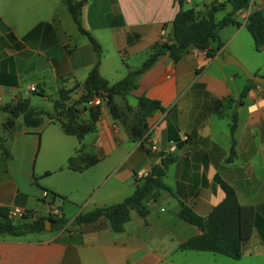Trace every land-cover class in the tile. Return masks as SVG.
<instances>
[{"label":"crops","instance_id":"obj_1","mask_svg":"<svg viewBox=\"0 0 264 264\" xmlns=\"http://www.w3.org/2000/svg\"><path fill=\"white\" fill-rule=\"evenodd\" d=\"M212 2H225L214 15L217 21L232 10L228 0H184L183 7L203 13ZM178 8L176 0H87L81 21L101 45L99 74L113 84L140 67L162 33L170 36ZM251 9L264 12V0H250L249 8L236 12L238 24L218 31L222 46L212 57L194 46L177 62L164 55L138 77L135 89L114 97L122 109L135 110L141 95L160 102L163 109L147 118L149 125L163 117L153 132L155 151L132 138L104 100L92 105L99 111L95 128L80 139L54 114L27 127L21 114L0 109V206L48 216L53 204L66 220L22 236L0 235V264H264V85L255 83L240 97L253 82L228 63L232 56L264 76V46L254 49L245 26ZM95 60L63 0H0L1 107L26 100L34 110L53 113L58 91L79 95ZM88 113L83 110L79 120L86 122ZM232 138L235 154L228 159ZM72 156L74 169L68 166ZM87 157L97 161L85 165ZM165 157L173 158L163 176L168 190L146 200L145 217L131 210L120 232L104 216L73 222L79 213L124 200L142 180L136 173L148 172ZM217 178L254 211L239 259L180 248L200 233L178 216L180 203L206 217L224 198Z\"/></svg>","mask_w":264,"mask_h":264},{"label":"trees","instance_id":"obj_2","mask_svg":"<svg viewBox=\"0 0 264 264\" xmlns=\"http://www.w3.org/2000/svg\"><path fill=\"white\" fill-rule=\"evenodd\" d=\"M68 11L72 15L78 30L91 43L96 54V60L89 70L86 79L81 85V92L71 105L65 102L70 100L69 92L63 89L58 91L55 100L54 112L45 110H34L26 100L19 101L12 107H1L0 109L8 111L13 117L22 115V124L27 127H37L42 124L44 116H52L57 112L64 113L67 118L56 120L61 123L67 133L76 135L80 139L83 134L94 130L95 121L98 116V109L94 106H86L87 102L95 95L105 99L112 116L119 119L122 123L128 125L129 133L132 138L140 140L148 129L147 118L154 112L162 110L159 101L150 99L144 95L137 97V107L135 110L131 106L125 105L122 109L116 104L115 96H125L131 90L137 87L138 77L150 68L160 57L168 55L173 62H177L186 53L189 47L194 46L205 52L207 57H212L214 53L222 46L218 31L228 24H238L235 14L238 11L249 8L250 0H228L232 5V10L221 20H215V13L224 8L225 2H212L207 10L200 13L195 8H184V0H176L178 11L172 22V31L167 41H158L154 44L148 53L146 59L140 67L129 69L126 75L119 81L109 84L98 72V65L101 60L102 48L100 43L91 35L89 31L83 28L81 21L82 6L87 0H63ZM245 26L250 33L254 49L259 51L264 46V12L259 9H251L245 20ZM255 83L248 84L240 93V97L245 96L247 91ZM83 104V109L74 105ZM220 104V101H216ZM89 109L88 120L86 122L79 120L80 113ZM236 128V114L231 115L230 132ZM234 140L228 159L234 154ZM74 156L68 160V166L75 168ZM173 160L171 157L162 159L160 165H154L148 173L142 178L129 196L121 202L96 207L90 211L79 213L74 218V223H90L97 218L104 216L108 219L110 228L115 232L123 229L124 223L129 219L131 210L145 217L148 214V208L145 202L151 196H155L162 189H167L163 181V176L167 165ZM97 161L96 157H87L85 165H91ZM218 183L224 191V198L220 203L212 208L206 217L198 215L189 206L180 203L178 216L200 230L196 236L190 237L181 245V249H190L197 251H209L221 254L233 259H239L242 256L244 243L250 238L253 224L254 211L250 206L239 204L234 189L217 178ZM57 223L59 227L66 223L63 218L55 219L51 216H41L33 221H14L9 216V209L0 206V235L22 236L28 232L40 231L45 227V222Z\"/></svg>","mask_w":264,"mask_h":264},{"label":"built area","instance_id":"obj_3","mask_svg":"<svg viewBox=\"0 0 264 264\" xmlns=\"http://www.w3.org/2000/svg\"><path fill=\"white\" fill-rule=\"evenodd\" d=\"M249 13V10H247L246 14H245V19L247 18ZM168 37L165 35V33L163 32L160 38V41H167ZM30 91H35L36 87L35 85H30L29 86ZM103 100L102 97L100 96H93L88 102V105H95L100 103ZM264 100V98H263ZM163 117H160V119H158V121L154 124H149L147 131L145 132V134L143 135V137L139 140L140 144L143 145L146 149L150 150V151H155L157 150V143L156 140L153 136V132L156 129V127L159 125V122L162 121ZM148 172L141 170L139 172L136 173L135 177L137 180L142 179ZM48 216H51L55 219H60L62 214L60 211V208L58 206H55L53 204H49L48 205ZM9 216L13 219V220H29V221H33L36 220L38 218L41 217V215L37 212H33V211H28L25 209H21L19 207L13 206L9 209Z\"/></svg>","mask_w":264,"mask_h":264},{"label":"water","instance_id":"obj_4","mask_svg":"<svg viewBox=\"0 0 264 264\" xmlns=\"http://www.w3.org/2000/svg\"><path fill=\"white\" fill-rule=\"evenodd\" d=\"M228 63L229 64H234L238 66L242 72L244 73L245 77L249 80H251L253 83L264 85V76L251 73L246 69V67L238 60L234 59L232 56L228 58ZM50 224V221L45 222V228H47V225Z\"/></svg>","mask_w":264,"mask_h":264},{"label":"rangeland","instance_id":"obj_5","mask_svg":"<svg viewBox=\"0 0 264 264\" xmlns=\"http://www.w3.org/2000/svg\"><path fill=\"white\" fill-rule=\"evenodd\" d=\"M252 53H253V55L254 56H257V52H255V51H252ZM258 57H260V56H258ZM246 69H247V67H246ZM248 70V69H247ZM249 71V70H248ZM251 72V71H250ZM251 73H253V72H251ZM261 76H263V75H261ZM80 95V94H79ZM79 95H76L75 93H72V94H70L69 96H70V100L69 101H66L65 102V107L67 106V105H71L72 104V102L73 101H75L76 99H78V97H79ZM128 99H129V103L132 105V106H136V100L133 98V97H128ZM104 101H105V99H103ZM74 105H76V102L74 103ZM86 106H89L88 104L86 105ZM90 106H92V105H90ZM76 107L77 108H79V109H83V104H78V105H76ZM55 116H56V118L57 119H61V118H66L65 116H64V113H56L55 114ZM67 119V118H66ZM67 218H69V217H67ZM70 219V218H69Z\"/></svg>","mask_w":264,"mask_h":264}]
</instances>
